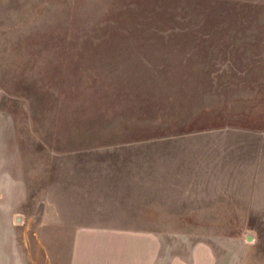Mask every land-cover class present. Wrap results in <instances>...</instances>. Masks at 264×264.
<instances>
[{
    "label": "rangeland",
    "instance_id": "obj_1",
    "mask_svg": "<svg viewBox=\"0 0 264 264\" xmlns=\"http://www.w3.org/2000/svg\"><path fill=\"white\" fill-rule=\"evenodd\" d=\"M158 176L247 219L150 220L151 264H264V0H0V264H59L63 200Z\"/></svg>",
    "mask_w": 264,
    "mask_h": 264
},
{
    "label": "crops",
    "instance_id": "obj_2",
    "mask_svg": "<svg viewBox=\"0 0 264 264\" xmlns=\"http://www.w3.org/2000/svg\"><path fill=\"white\" fill-rule=\"evenodd\" d=\"M81 188L85 190L82 194L78 192L61 202L59 264H151L150 237L158 238L164 234L150 232V220L247 219L245 216H224L228 212H220L218 217L177 216L176 204L166 203V196H189V193H176L173 188L166 193L164 176L162 179L158 176L156 192L152 195L154 200H150L148 182L143 180H116L104 186H98V182L87 183ZM223 195L228 196V193ZM261 195L264 196V192ZM193 203H189V211L180 215H197L199 212L192 208ZM204 214L213 215L210 212Z\"/></svg>",
    "mask_w": 264,
    "mask_h": 264
}]
</instances>
